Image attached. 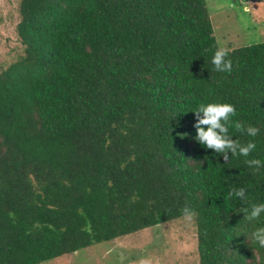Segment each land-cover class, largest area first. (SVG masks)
<instances>
[{
    "label": "trees",
    "instance_id": "1",
    "mask_svg": "<svg viewBox=\"0 0 264 264\" xmlns=\"http://www.w3.org/2000/svg\"><path fill=\"white\" fill-rule=\"evenodd\" d=\"M19 12L24 54L0 67V264L114 242L185 206L200 264H264L246 235L264 217L243 212L264 203V167L244 162H264V43L226 51L232 71L216 72L206 0H21ZM213 102L235 106L231 139L257 145L247 158L195 140L189 111ZM240 187L246 200L228 196Z\"/></svg>",
    "mask_w": 264,
    "mask_h": 264
},
{
    "label": "rangeland",
    "instance_id": "2",
    "mask_svg": "<svg viewBox=\"0 0 264 264\" xmlns=\"http://www.w3.org/2000/svg\"><path fill=\"white\" fill-rule=\"evenodd\" d=\"M20 1L0 0V67L25 51L17 32ZM206 6L219 49L264 43V0H206ZM42 264H200L195 220L151 227Z\"/></svg>",
    "mask_w": 264,
    "mask_h": 264
},
{
    "label": "clouds",
    "instance_id": "3",
    "mask_svg": "<svg viewBox=\"0 0 264 264\" xmlns=\"http://www.w3.org/2000/svg\"><path fill=\"white\" fill-rule=\"evenodd\" d=\"M226 57L227 52L225 50L218 48L214 52L211 57V64L216 72L231 73L232 63ZM189 112L194 113L198 118L195 124L197 130L195 140L205 149L215 150V153L222 154L225 160H228L229 152L232 153V157L247 158L250 153L256 150L257 145L254 141H249L244 145L238 140L231 139L232 135L229 130L233 124L232 118L237 114L233 104L226 102L201 103ZM180 113L184 112L181 111ZM235 126L238 130L245 131L250 137H256L260 131L258 127L252 125L244 128L242 124L236 123ZM244 162L249 168H254L257 171L264 167V162L259 159H245ZM228 196L246 200V189L244 187L233 188L229 191ZM243 212L245 213V220L250 223L259 221L261 217H264V203H253L250 208H245ZM182 213L186 219H191L195 214L194 210L188 206L182 209ZM246 235L254 246L264 249V227H256L251 233Z\"/></svg>",
    "mask_w": 264,
    "mask_h": 264
}]
</instances>
